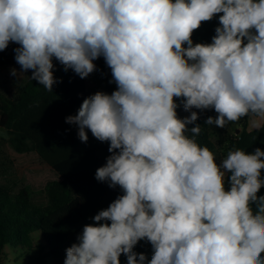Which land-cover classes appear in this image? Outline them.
Masks as SVG:
<instances>
[{
  "label": "clouds",
  "instance_id": "1",
  "mask_svg": "<svg viewBox=\"0 0 264 264\" xmlns=\"http://www.w3.org/2000/svg\"><path fill=\"white\" fill-rule=\"evenodd\" d=\"M217 16L211 42L194 43ZM10 42L19 73L49 92L62 82L53 59L84 79L103 57L117 86L66 117L81 142L90 131L109 143L95 178L123 194L64 264H264V150L236 148L218 165L192 111H215L204 125L247 117L264 129V0H0V51ZM142 240L150 260L134 251Z\"/></svg>",
  "mask_w": 264,
  "mask_h": 264
},
{
  "label": "trees",
  "instance_id": "2",
  "mask_svg": "<svg viewBox=\"0 0 264 264\" xmlns=\"http://www.w3.org/2000/svg\"><path fill=\"white\" fill-rule=\"evenodd\" d=\"M219 26L218 16L209 22H203L194 31L192 39L196 43H210ZM20 45L9 43L6 50L0 51L3 57L14 61V49ZM54 76L62 82L53 86V92L44 89L38 81L29 78L12 96L0 91V127L6 129L9 141L18 153H35L56 174L57 179L45 187L46 203L36 204L28 188H21L17 194L0 188V264L8 245L20 247L32 257L28 264H44L49 258L53 264H64L66 249L78 243L77 237L83 227L93 224V217L119 195L122 190L109 188L106 182L96 180V170L106 163L109 143L100 142L88 131L87 143L78 138L76 125L66 123V117L75 115L88 96L97 91L111 94L116 90L111 69L103 57L94 63L103 79L105 88L87 86L73 70H64L53 59ZM21 68V67H20ZM214 110L198 113L197 124L202 126L196 138L198 144L207 146L220 161L229 151L236 148L253 153L256 148L264 150V129L248 130V118L229 123L225 128L204 125L208 116L215 117ZM179 118H184L179 116ZM195 125H188V128ZM262 177H264V170ZM264 196V187L258 192ZM110 223V222H109ZM35 231H40L44 244H36ZM144 253L148 260L153 248L146 240L140 241L134 248ZM121 264H127L122 254Z\"/></svg>",
  "mask_w": 264,
  "mask_h": 264
},
{
  "label": "rangeland",
  "instance_id": "3",
  "mask_svg": "<svg viewBox=\"0 0 264 264\" xmlns=\"http://www.w3.org/2000/svg\"><path fill=\"white\" fill-rule=\"evenodd\" d=\"M60 66L63 68L61 64ZM12 69L17 70L18 76L11 75ZM19 72H21V68L16 66L14 61L0 54V91L2 93L12 96L27 81L29 73ZM98 80L95 71L85 78L87 86H93ZM177 103H180L179 99H177ZM192 111L201 112L198 109H192ZM179 113L185 116L190 115L184 110H178L177 114ZM248 130H253L250 127L249 119ZM55 179H57L56 174L40 160L37 154H22L15 151L9 141L8 131L0 127V188L8 189L12 194H17L21 188L26 187L31 192L34 203L44 204L46 203L45 187ZM228 188L229 185L226 183L225 189L228 190ZM33 239L36 244L45 243L40 231L34 232ZM31 257L32 253L28 254L20 247L8 245L2 255V264H28ZM44 264H53V261L48 258Z\"/></svg>",
  "mask_w": 264,
  "mask_h": 264
},
{
  "label": "crops",
  "instance_id": "4",
  "mask_svg": "<svg viewBox=\"0 0 264 264\" xmlns=\"http://www.w3.org/2000/svg\"><path fill=\"white\" fill-rule=\"evenodd\" d=\"M194 43H196V42H194ZM95 73H96V75L98 76V82H96L93 86H89V87H93V88H105V84H104V82H103V79L100 77V75L98 74V72L97 71H95ZM178 110H183V107L181 106V107H179L178 109H177V112H178ZM179 116H183V117H186L185 115H182L181 113H179L178 114V117ZM188 116V115H187ZM254 130V129H253ZM252 130V131H253Z\"/></svg>",
  "mask_w": 264,
  "mask_h": 264
},
{
  "label": "built area",
  "instance_id": "5",
  "mask_svg": "<svg viewBox=\"0 0 264 264\" xmlns=\"http://www.w3.org/2000/svg\"><path fill=\"white\" fill-rule=\"evenodd\" d=\"M221 161H222V160H220V161H216V163L219 165V164L221 163Z\"/></svg>",
  "mask_w": 264,
  "mask_h": 264
}]
</instances>
